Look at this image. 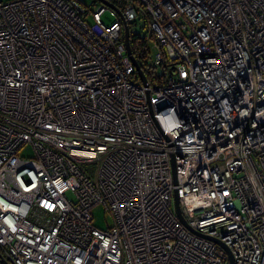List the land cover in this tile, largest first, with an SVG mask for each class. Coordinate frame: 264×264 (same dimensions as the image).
I'll return each instance as SVG.
<instances>
[{"label": "built area", "instance_id": "obj_1", "mask_svg": "<svg viewBox=\"0 0 264 264\" xmlns=\"http://www.w3.org/2000/svg\"><path fill=\"white\" fill-rule=\"evenodd\" d=\"M118 12L0 1L1 255L264 264V0H123ZM140 18L158 48L159 72L139 67L146 85L123 43L122 21ZM97 204L104 230L90 223Z\"/></svg>", "mask_w": 264, "mask_h": 264}, {"label": "rangeland", "instance_id": "obj_2", "mask_svg": "<svg viewBox=\"0 0 264 264\" xmlns=\"http://www.w3.org/2000/svg\"><path fill=\"white\" fill-rule=\"evenodd\" d=\"M0 1H8V0H0ZM78 5L83 7H88L91 5L92 0H73ZM95 1V0H94ZM107 6V5H106ZM109 7V6H108ZM109 11L105 10L102 17L109 15ZM110 16V15H109ZM142 18L135 19L133 23L129 25V33L130 34H138V39H147V33L144 28H142ZM147 63L156 67V72H159L157 60H158V48L152 44H148L147 46ZM19 155L27 154L24 150H19ZM82 167L86 170L87 173L92 174L94 169V164L92 163H83ZM172 209V202L170 204ZM91 225L97 229L104 230L109 228L112 225V218L108 212H106L102 205L97 204L91 208Z\"/></svg>", "mask_w": 264, "mask_h": 264}, {"label": "trees", "instance_id": "obj_3", "mask_svg": "<svg viewBox=\"0 0 264 264\" xmlns=\"http://www.w3.org/2000/svg\"><path fill=\"white\" fill-rule=\"evenodd\" d=\"M111 6H113L114 8H117L119 11L122 10V2L123 0H106ZM94 4V0H92V3L91 5ZM142 28H144L146 30V28L144 26H142ZM129 29V27H128ZM128 43H129V46H132L133 49L135 50L136 52V62L138 64V66L143 69L144 67V64L147 63V48L146 46L144 45L142 39H138V34H130L129 33V38H128ZM144 73V76H145V79L148 81V82H151V79H150V75L147 73V72H143ZM132 77L134 80H136V77H135V74L133 73L132 74ZM0 256L2 258V260H0V264H9L6 259L1 255L0 253ZM5 262V263H4Z\"/></svg>", "mask_w": 264, "mask_h": 264}, {"label": "water", "instance_id": "obj_4", "mask_svg": "<svg viewBox=\"0 0 264 264\" xmlns=\"http://www.w3.org/2000/svg\"><path fill=\"white\" fill-rule=\"evenodd\" d=\"M95 1L100 2V3L104 4V5H107L110 8H112V6L106 0H95ZM112 9L115 10L117 14H119L118 10H116L114 8H112ZM119 16H120V14H119ZM122 24H123V43H124V47H125L126 53L129 56L130 62L132 64L133 68H134L135 73L137 74V76L139 78L140 83L142 85H146L145 78H144V76H143V74H142V72H141L136 60L132 57V55L130 53L129 43H128V37H129L128 27H127L126 23H124V21H122ZM171 161H172V159H171ZM172 198H173V208H174L175 215L178 218V220L184 224V220H183V218H182V216H181V214L179 212V208H178V204H177V197H176L175 192H173ZM193 232H195V231H193ZM195 233L199 234L197 232H195ZM199 235H202V234H199ZM0 260H2L1 256H0ZM228 264H231L230 255H228Z\"/></svg>", "mask_w": 264, "mask_h": 264}, {"label": "bare ground", "instance_id": "obj_5", "mask_svg": "<svg viewBox=\"0 0 264 264\" xmlns=\"http://www.w3.org/2000/svg\"><path fill=\"white\" fill-rule=\"evenodd\" d=\"M110 9H112V8H110ZM113 10V9H112ZM114 11V10H113Z\"/></svg>", "mask_w": 264, "mask_h": 264}]
</instances>
